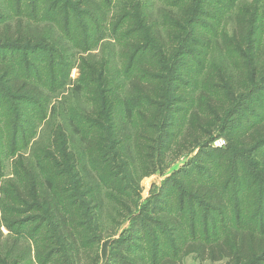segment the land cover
<instances>
[{"label": "rangeland", "instance_id": "rangeland-1", "mask_svg": "<svg viewBox=\"0 0 264 264\" xmlns=\"http://www.w3.org/2000/svg\"><path fill=\"white\" fill-rule=\"evenodd\" d=\"M67 1L64 4V0H0V29L7 25L15 31L19 24L23 34L29 31L33 39L46 38L53 46L61 42L66 50L48 46L50 50L42 49L36 58L29 60L36 74L27 77L31 83L38 82L44 92L39 102L43 108H40L42 119L35 117L32 106L18 103V97L12 91H5L9 98L4 93L5 101H0V119H4L2 114L7 107L12 113L26 107L24 117L27 122L21 121L20 130L25 133L30 126L33 133L30 144L15 146L16 142L7 138V127L1 129L0 264H39L41 247L38 238L32 236L24 235L16 240V228L5 226L12 214L5 211L4 187L12 181L22 186V179L27 180L33 175L43 180L46 176L39 170L38 163L43 162L39 154L43 153L44 147L52 146L58 125H66L71 121L70 117H77L75 122L79 124L85 115H89L98 134L95 137H98V147L91 155L95 158L93 162L89 155L87 160L82 146L77 143L82 134H73L75 140L69 136L67 149L51 148L53 158L65 162L62 182L59 180L58 183L65 187L72 202L78 203L83 216L79 218V225H75L78 234L75 236V259L68 254L70 243L61 237L55 226L50 228V224L44 222L46 228L41 227L38 234L47 227L50 229L53 252L49 264L54 261L58 264H227V259L202 260L196 253H184V249L190 237L195 235V229L196 238L209 237L211 241L221 238L226 228H236V225L258 229L257 220L252 223L249 216H245L246 208H243L241 218L232 210L237 203L235 179L229 185L230 198L226 196L230 210H226L222 220L218 218L219 211L210 208L208 202L204 205L207 219L204 221V212L199 206H191L193 198L183 195L181 203L178 198L182 187L184 190L188 186L190 190V186H194V179H205L206 184L216 182L219 175L214 164L218 159L227 162L231 172L233 150L242 155L245 162L260 163L255 148L241 142L246 138L240 135L257 121L253 113L264 114V105H261L264 91L259 94L258 101L250 95L254 81H259L257 86L264 90V0H99L103 15L95 16L89 22L85 21V11L81 12L74 0ZM35 3L39 6L38 11L24 9ZM56 5V20L40 19L44 6ZM18 6L23 18L17 16ZM64 10H68L66 15ZM125 12L131 17L119 20ZM240 15L248 20L251 35L245 48L238 44L235 50L226 43L224 34L232 35ZM148 18L157 23L163 46L154 39ZM255 40L259 47L256 57L253 56ZM130 43L141 48L128 70L125 46ZM11 46L15 48L4 49L7 55L21 51V46ZM51 55L54 61L48 67ZM156 60L158 67L154 72L157 78L148 85V93L131 90L130 78L138 66L142 62L152 65ZM255 63L258 73L254 77L252 67ZM22 66L17 65V69L21 70ZM225 67L235 83L241 82L235 86L236 91L231 92L227 86ZM12 69L10 64L0 67V93L5 90L4 79ZM211 73L214 76L210 80ZM142 81L147 80L143 78ZM79 84L82 85L80 90ZM95 85L99 92L93 95L91 90ZM206 86L211 87L212 93ZM127 100L133 107L132 119L121 112ZM195 109L200 118L194 122V136L187 139L189 119ZM121 115H124L123 121L118 123ZM259 149L264 150V147ZM68 153L73 156L72 164H69ZM85 161L89 164L86 173L81 168ZM247 168L248 172L240 169L241 175L251 182L252 169ZM259 169L260 172L262 169ZM100 175L105 182L99 179ZM168 184L171 187L166 195ZM256 206L260 220L264 207L262 194ZM168 210L173 219L180 220V227L182 222L183 242L175 228L168 229L162 224L161 213ZM192 212L195 225L191 221ZM31 213H36L39 221L42 216H50L42 209ZM155 235L160 238L156 240ZM175 242H181L176 255Z\"/></svg>", "mask_w": 264, "mask_h": 264}, {"label": "trees", "instance_id": "trees-1", "mask_svg": "<svg viewBox=\"0 0 264 264\" xmlns=\"http://www.w3.org/2000/svg\"><path fill=\"white\" fill-rule=\"evenodd\" d=\"M74 1L76 2L75 5L77 6V8L79 7L81 12L85 11L84 17L86 18V20L85 19L84 20L86 22H89L91 18H94L95 16L100 18L103 15V11H102L103 8L101 6L102 4L101 2H99V0H74ZM66 2H69V1L64 0V4ZM70 4H72L71 1H70ZM29 8L33 9L34 11H38L39 6H37L35 3L34 6H28V7H25L24 9H29ZM67 12L68 10L66 11L64 10L65 15ZM23 13L25 14L24 11ZM57 15H58L57 5L54 7L44 6L43 11L40 15L41 17L40 19L56 20ZM68 15H70V13ZM17 16L20 18H23L21 16V7L17 8ZM33 16L36 17L35 14ZM128 16L130 15L125 12L124 14L120 16L119 20L126 19L128 18ZM64 20L67 25L68 19L66 18V16ZM73 20L75 21V19ZM236 20H237V24L235 27V31L232 33V35H229L228 33L224 34V40L226 41V43L229 46L233 47V49L235 50L238 44H241L245 48L246 45L248 44V39L251 35V29L249 28L248 20H246L244 16L237 17ZM147 23H148L149 29L150 30L152 29L151 32L153 34L154 39L157 40L163 46L164 41L161 38V31L157 28V23H153L152 19L150 18H148ZM18 25L15 28V31L11 29V26H7V25L3 29H0V48H1L0 50H2V55L0 56V67L7 66V64H10V66L14 68L11 70V72H8L9 75L5 77L4 79V83L6 85H4L5 90L2 89L3 92L0 93V101H5L4 99V93L6 95L5 91H8V92L12 91L18 97L16 99L18 103L25 105V106L27 105L32 106L34 108L33 114L35 115V117L42 119L43 118V110H42L43 108H42V105H39V102L41 99H43L44 92L41 89L42 87L38 85L39 84L38 82L31 83L27 77L29 74H32V75L36 74V71L34 69H31L32 64L29 62V60L31 57L36 58V55L39 52H43L42 49L45 51H47L48 49L50 50V47L48 46H51L53 48L58 47L59 48L58 50H63V51H66V50L64 49L63 45H61V42H59L58 46L57 45L53 46L48 43V40H46V38L40 37L37 39L36 38L33 39L32 38L33 35L29 31H26L23 34V30L19 29ZM253 43H254V47H253L254 55L253 56L256 57L257 54L259 55L258 53L259 47H257V40L253 41ZM16 44L22 47V48L19 47L21 51L20 52L17 51L14 54L7 55L8 53L4 51V49L13 50L12 48H15V47L11 45H16ZM140 48L139 46L131 44V43L126 44L125 46L126 56L129 57L128 58L129 62L127 64L128 70L133 66L135 56L137 55V52H138L137 50H139ZM54 49L57 50L56 48ZM29 51H31V54ZM162 51H165V49H162ZM51 54L53 53L51 52ZM158 55L160 56L159 59H161L162 52L160 50L158 51ZM164 56L167 57L166 54H164ZM157 60L156 62H153L152 65H148L142 62L138 66L136 73H134L133 77L130 78L131 80L130 89L131 90L139 89L142 92L148 93V91L150 90L147 88L148 85L153 84V80L157 78L154 72V70L157 69L156 67H158L157 65H155L157 64ZM53 61H54V56L51 55L48 60L49 63H47V66L51 67ZM19 64L24 65L21 67V70L17 69V65ZM225 71H226L225 74H226L228 88L230 89L231 92L236 91L234 89L235 86L241 82L235 83L232 80L231 74L227 71L226 67H225ZM257 73H258V69L255 63V65L252 67V74L255 77ZM212 76H214V74L212 75L211 73V75H209L210 80ZM143 78H145L147 81L143 82L142 81ZM91 80L94 84V81L92 78ZM258 82L259 81H256V82L254 81L253 85L250 88V91H251L250 95L253 96V98L257 97V98H254L255 100L259 99V94L263 93L264 91L262 87L257 86ZM210 86L213 88V85H210ZM206 87L208 91L211 90V87L209 86H206ZM78 88L80 90L82 88V85L79 84ZM260 89L261 91H257ZM91 92L93 95L99 92L97 85L94 86ZM6 96L8 97V95ZM204 98L205 97L202 96V100H204ZM263 98L264 97H262V99ZM200 101H199V104H200ZM129 102L130 101L127 100L123 103L124 110L121 109V112H123L125 117H127L128 119H132L133 118V111H132L133 107L132 105H130ZM202 104L203 103H201V106ZM262 104L264 105V100L261 101V105ZM40 108L42 109L40 110ZM197 111L198 110L195 109L191 113V116L189 119L187 139L194 136V133H193L194 124L196 123V120L200 118L199 115L197 114ZM24 115L26 116V107H24L23 111L21 112L16 111L15 113H12V110L10 107H7V109H5V111L2 114V117L4 119H0V140H1V135H2L1 129H5L7 127V138H10L14 142H16L15 146L18 145L19 143H21L22 145H24V143L26 145L31 143V138H32L33 133H31L30 126L29 128H26L25 133L24 132L22 133V130H20V127H22V124H20L21 121L23 123L27 122ZM124 115H121L117 119L118 123L123 121L122 117ZM252 116H254L257 119V121L252 122L251 125L247 127L246 130L241 133L240 137H245L246 139H241L240 141L245 143L246 145H250L251 148L252 147L255 148L254 151H255V154H258L257 156L260 158V163L259 162H251V163L245 162V159L242 157V155H240L239 153H237V151H234L232 149L234 152L233 160L235 162L233 161V165H232L233 170L231 172L230 170L228 171V168H230L231 166L228 165V163L223 161L222 159H218L214 164V170H216V174L219 175L216 182L214 183L212 182V184L211 183L206 184L205 179L204 180L200 178L194 179L195 180L193 182L194 186H190L192 190L191 189L189 190L188 186H185L186 189L184 190L182 187V191H181V194L178 200L180 201V203L183 202L181 201L182 196L187 195L189 199L193 198L192 200L193 202H191L192 203L191 206L194 208L196 206H199L200 210H202L203 212L205 210L204 205H206L207 204L206 202H208L209 205L211 206L210 208H213L214 210L219 211L218 218L222 220L223 218L222 216L225 217L226 210L229 209V205L227 204V201H226L227 195H228V198H230L229 185L232 182V180L235 179L234 197L236 198L237 203L233 205L232 210L236 211V215H238L239 218H241L242 215L244 216L243 208H246L245 216H249V219L251 220L252 223L255 220H257L258 225L257 224L256 225L258 229L253 228V226H249V228H246L242 224L236 225V228H232V229L231 227L226 228V232L221 238L216 237L212 241L210 240L209 237H206V239L196 238L195 237L196 229H195V235L193 234L190 237L191 240H189V242L185 245L184 253H187V254L196 253L202 260L205 258H209L211 260L227 259V264H264V207L262 208L263 211L260 212L262 214L259 220L257 216L259 215V212L257 211V206H256L257 200L261 198V194L264 199V183L262 184V182H264V153H263L264 150L259 149L261 147H264V114L253 113ZM70 120L71 121L66 123V125L64 124L58 125L57 130L53 134L56 137H54V140H53L54 142L52 143V146L44 147L43 153L41 152L39 154V158L43 160V162L41 161L38 163L39 170L41 173L45 174L46 177H44V179L41 181L35 175H33V177L27 180H25V178L24 179L20 178L24 182L22 186L12 181L11 183H8L6 187H4V192L6 194V198H5V209L6 210L5 211L7 212L9 211V214H12V217L7 218L5 226L7 227L9 226L10 228H13V227L16 228L14 231L15 232L14 235L18 238L16 240L23 238L24 235H27L29 237L32 236V237L38 238L37 239L38 243L40 242L41 244V247L38 250L37 262H39V264H49L52 260L51 252H53L52 248L50 247V240H49L52 237L49 235L50 229H48L47 227V229L42 231L40 235L38 234L39 231L41 230V227L43 229L46 228L44 225V222L49 223L50 225L48 226L50 228L51 226H55V228L59 230L61 237H63L65 241H67V243H70L69 245L70 248H68V254L70 255L72 254L73 258L74 256L77 255V249L75 247L77 243L76 237H78V234L75 232L77 230L75 229V225H79V218H82L83 212L81 214V210H80L81 208L78 207V203L75 204L72 202V200L70 199V196L67 194V190L64 189L65 187L63 188V186L59 185L58 182L59 180L61 181V175L64 172L65 162H63V160H57L56 158H53V156L51 155V152H52L51 148H53V146H55V148H58V146H61L67 149L68 144H69L68 141L70 140V137L71 139L75 140L73 137V134L75 135L82 134L81 136L82 138H80V140H78L77 143L79 147L82 146L83 152L87 156L86 157L87 160L89 161V158H88V155H89L90 162H93L95 158L91 157V155H92V152L98 147L97 146L98 137L95 138L96 135L98 134L95 129V126H93L91 123V118H89V115L83 116L82 121H78L79 124L75 122V120H77V117H73V118L70 117ZM1 122H3L4 124H1ZM84 124L86 125L85 127H83ZM85 130H88V132L85 133ZM114 142L117 143L118 141H114ZM68 156H69V161L71 162L69 164H72L73 163L72 160H74L73 156L70 153H68ZM242 160H243V163H242ZM94 164L95 163H93L92 165ZM20 165L23 167V164H21V162H20ZM88 165L89 164L87 161L81 164V168L82 170H84L85 173L87 172ZM249 166H250V169L253 170V171L250 170L251 174H249V177L250 176L252 177L251 182H248L247 180L242 178L243 176L241 175V170H240L242 169V171L248 172L249 169L247 167ZM259 166L261 167L263 171L261 170L259 172L260 170ZM254 170H257L258 173H255L256 171ZM74 172H75V169H74ZM261 173L263 174V176H261ZM75 178H77L76 174H75ZM99 179L103 181L104 177L100 175ZM67 182L69 183V181ZM78 182H80V180ZM259 182H261V184H259ZM170 187H171L170 184H168L166 187V195L168 194ZM180 190H181V187H180ZM259 191L261 193L260 196L258 195ZM92 201H93V198L90 199V202ZM100 205L101 204L99 202L98 208L100 207ZM169 207H172V206H169ZM41 209L44 210L45 213L46 212L50 213L49 214L50 216H42L39 221L38 218L36 217V213H31V212L32 210L41 211ZM182 211H184V209ZM161 214H162V219H163L162 224L167 226L168 229L175 228L176 231H178L181 234L180 241L183 242L184 239L181 233V229L182 231L184 229H183L182 222H181V227H180L178 224L180 220L173 219V217H171L173 215L170 212V210L164 211ZM204 214H206V211L203 213V216H202V220L204 219L205 221L207 219L204 216ZM180 216H183L182 212ZM194 218L195 216H194V213L192 212L191 221H192V224L195 225V222L193 221ZM168 221H170L172 224L168 223ZM1 236L2 235L0 231V237ZM154 237L156 238V240L160 238L157 235H155ZM172 239H174V236ZM174 240H176L177 242V239H174ZM179 244H181V242H179L178 244L176 243V245L174 246L175 255L178 252V248L181 247V245ZM169 263H173V261H170ZM53 264H58V262L54 261Z\"/></svg>", "mask_w": 264, "mask_h": 264}]
</instances>
